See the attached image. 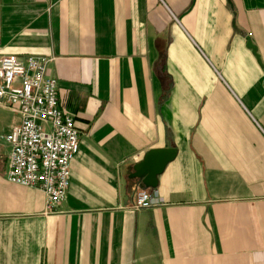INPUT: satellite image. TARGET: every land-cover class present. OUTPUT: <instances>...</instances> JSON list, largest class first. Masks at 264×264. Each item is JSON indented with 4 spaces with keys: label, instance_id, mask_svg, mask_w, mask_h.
Masks as SVG:
<instances>
[{
    "label": "crops",
    "instance_id": "obj_1",
    "mask_svg": "<svg viewBox=\"0 0 264 264\" xmlns=\"http://www.w3.org/2000/svg\"><path fill=\"white\" fill-rule=\"evenodd\" d=\"M6 54L51 58L79 148L48 211L6 179L0 106V264H264V0H0ZM161 147L136 209L131 166Z\"/></svg>",
    "mask_w": 264,
    "mask_h": 264
},
{
    "label": "built area",
    "instance_id": "obj_2",
    "mask_svg": "<svg viewBox=\"0 0 264 264\" xmlns=\"http://www.w3.org/2000/svg\"><path fill=\"white\" fill-rule=\"evenodd\" d=\"M49 57L15 54L0 57V104L20 116L4 136L9 145L6 179L41 189L46 209L54 210L67 195L70 161L79 148L74 117L61 107L56 79L48 70ZM155 199L139 189L134 207L148 208Z\"/></svg>",
    "mask_w": 264,
    "mask_h": 264
},
{
    "label": "water",
    "instance_id": "obj_3",
    "mask_svg": "<svg viewBox=\"0 0 264 264\" xmlns=\"http://www.w3.org/2000/svg\"><path fill=\"white\" fill-rule=\"evenodd\" d=\"M247 45L256 55V46L247 38ZM177 150L172 147L152 148L147 150L142 158L131 166L128 174L129 179H136V186L140 189H155L158 183V175L163 171L166 164L176 156Z\"/></svg>",
    "mask_w": 264,
    "mask_h": 264
},
{
    "label": "rangeland",
    "instance_id": "obj_4",
    "mask_svg": "<svg viewBox=\"0 0 264 264\" xmlns=\"http://www.w3.org/2000/svg\"><path fill=\"white\" fill-rule=\"evenodd\" d=\"M0 106L4 107L3 105L0 104Z\"/></svg>",
    "mask_w": 264,
    "mask_h": 264
}]
</instances>
